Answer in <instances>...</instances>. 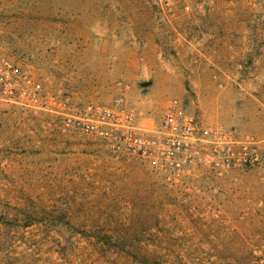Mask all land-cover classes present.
Instances as JSON below:
<instances>
[{"label":"rangeland","instance_id":"374dc122","mask_svg":"<svg viewBox=\"0 0 264 264\" xmlns=\"http://www.w3.org/2000/svg\"><path fill=\"white\" fill-rule=\"evenodd\" d=\"M0 51L74 106L125 86L252 141L253 168L174 178L0 101V264H264V0H0Z\"/></svg>","mask_w":264,"mask_h":264},{"label":"built area","instance_id":"2783aa9c","mask_svg":"<svg viewBox=\"0 0 264 264\" xmlns=\"http://www.w3.org/2000/svg\"><path fill=\"white\" fill-rule=\"evenodd\" d=\"M117 89L111 103L80 108L69 97L47 91L37 76L0 51V101L56 114L67 129L102 142L115 155L136 158L153 172L178 178L202 160L220 171L259 164L249 138L234 129L202 126L178 98L170 101L157 129H144L121 81Z\"/></svg>","mask_w":264,"mask_h":264},{"label":"crops","instance_id":"0c3cea01","mask_svg":"<svg viewBox=\"0 0 264 264\" xmlns=\"http://www.w3.org/2000/svg\"><path fill=\"white\" fill-rule=\"evenodd\" d=\"M141 123H142V121H141ZM141 123H140V121H139V124L141 125Z\"/></svg>","mask_w":264,"mask_h":264}]
</instances>
